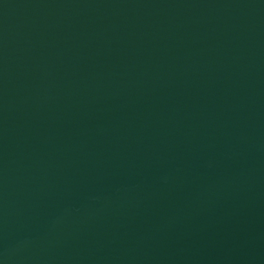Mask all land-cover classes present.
<instances>
[{
    "label": "water",
    "instance_id": "95a60500",
    "mask_svg": "<svg viewBox=\"0 0 264 264\" xmlns=\"http://www.w3.org/2000/svg\"><path fill=\"white\" fill-rule=\"evenodd\" d=\"M0 264H264V0H0Z\"/></svg>",
    "mask_w": 264,
    "mask_h": 264
}]
</instances>
